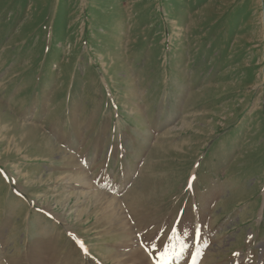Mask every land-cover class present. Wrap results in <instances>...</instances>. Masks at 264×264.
<instances>
[{
	"label": "rangeland",
	"instance_id": "rangeland-1",
	"mask_svg": "<svg viewBox=\"0 0 264 264\" xmlns=\"http://www.w3.org/2000/svg\"><path fill=\"white\" fill-rule=\"evenodd\" d=\"M181 244L264 264V0H0V264Z\"/></svg>",
	"mask_w": 264,
	"mask_h": 264
},
{
	"label": "snow or ice",
	"instance_id": "snow-or-ice-1",
	"mask_svg": "<svg viewBox=\"0 0 264 264\" xmlns=\"http://www.w3.org/2000/svg\"><path fill=\"white\" fill-rule=\"evenodd\" d=\"M197 236H198V232H197ZM186 251H187V247L183 244H181L178 249L175 247H172L170 251L168 249H165V251L160 256L161 264H169L170 260H172L173 258L179 259L185 254ZM199 255H201L199 251H197L193 255L191 264H198L196 256Z\"/></svg>",
	"mask_w": 264,
	"mask_h": 264
}]
</instances>
